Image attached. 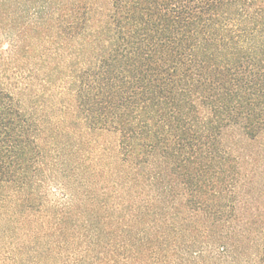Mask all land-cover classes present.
<instances>
[{"label": "trees", "instance_id": "obj_1", "mask_svg": "<svg viewBox=\"0 0 264 264\" xmlns=\"http://www.w3.org/2000/svg\"><path fill=\"white\" fill-rule=\"evenodd\" d=\"M0 264H264V0H0Z\"/></svg>", "mask_w": 264, "mask_h": 264}]
</instances>
